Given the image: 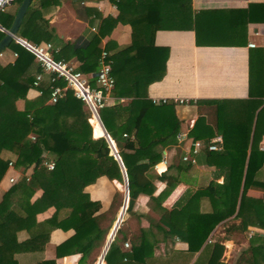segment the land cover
I'll use <instances>...</instances> for the list:
<instances>
[{"label": "trees", "instance_id": "16d2710c", "mask_svg": "<svg viewBox=\"0 0 264 264\" xmlns=\"http://www.w3.org/2000/svg\"><path fill=\"white\" fill-rule=\"evenodd\" d=\"M185 2L113 0L119 8L118 16L103 18L98 35H93L83 49L73 50V53L82 60L84 71L95 69L102 51L97 46L101 37L106 35L105 27L110 25L112 28L117 22L129 24L133 41L111 55L108 53V58L112 61L111 73L115 79L110 91L115 96L128 93L132 96V103L139 96L143 81L159 80L165 74L169 49L155 46L152 39L162 21L160 6L177 3L184 9L188 6ZM40 8L36 3L33 6L30 4L19 26L18 37L37 43L51 40L52 29L46 26L47 21ZM0 14L11 21L12 15ZM182 20L187 21L188 18L184 16L179 19ZM4 35L0 30V39ZM6 48L15 51L17 57L13 64L0 65V178L8 164L3 151L15 154L13 164L17 170L26 171L31 166L33 169L27 182L13 185L0 198V264H18L13 252L18 244L17 231L26 230L33 238L54 228L74 230L71 237L56 246V257L80 253L78 264H84L99 239L104 242L107 232V227L101 225L102 217L97 214L100 203L90 198L85 187L103 175L123 182L122 169L109 154L106 139L92 137L88 122L91 113L85 109L82 100L68 92L54 103H45L48 84L37 99H26L34 79L31 71H40L41 67H35L34 55L15 40ZM53 55L60 58V54ZM92 81L94 83V78ZM20 98L25 99L23 110L15 107V101ZM138 103L140 107L136 116H129L122 122L119 118V110H125L122 105L98 109L105 129L115 142L128 178L129 198L123 221L129 217L137 196L152 182L147 159L156 156L159 153L157 146L167 141L160 139V136L165 135L169 139L177 125L171 104L155 105L150 100H140ZM149 113L156 116L153 120L157 121L155 124L143 118ZM261 117L257 116L252 134L248 115H245V122H240L239 127L236 123H230L227 128L221 129L224 148L221 152L208 150L207 162L225 169L223 182L211 180L207 186L197 189L185 205L171 209L162 207L161 201L175 184L170 177L156 176L166 181V189L150 197L158 215L152 224L163 233V238L178 237L188 244V250L193 253L199 250L211 230L222 220H232L225 229L229 233H248L249 227L252 228L249 237L246 235L247 246L240 251L234 263L222 260L223 240L216 239L208 245L209 255L204 264H264V180H260L264 151L259 148L264 122ZM91 121L96 126L97 134L101 135L96 118L91 117ZM149 136L154 138H147ZM233 138L235 142L230 141ZM44 159H53L54 167L48 169L42 164ZM31 183L42 189L41 196L32 203L29 201L34 192ZM250 188L263 191V195H249ZM203 198L209 202V211L198 210ZM49 207L55 208L53 215L35 222L36 214ZM149 229L141 228L138 240L130 251L121 250L113 240L104 256V264L122 261L124 257L128 261L120 264H157L153 251L158 238ZM34 264L56 263L51 260ZM198 264L203 263L199 260Z\"/></svg>", "mask_w": 264, "mask_h": 264}, {"label": "crops", "instance_id": "0c3cea01", "mask_svg": "<svg viewBox=\"0 0 264 264\" xmlns=\"http://www.w3.org/2000/svg\"><path fill=\"white\" fill-rule=\"evenodd\" d=\"M21 1L12 0L3 9L0 8V12L5 15H12L10 21L7 16L0 14L1 31L4 32L11 26ZM185 1L188 6L184 9L181 4L177 3L162 4L159 9L162 21L154 31L152 39L155 46L169 49L163 77L151 82L143 81L139 90L140 94L132 103V96L128 93L115 96L110 91L104 105L109 107L120 104L125 107V110H119L120 122L129 116H136L140 100H150L155 105L164 103L173 106L177 125L171 131L169 139L168 136H160V139L167 141L157 146L159 153L156 156L147 159L150 169L148 173L152 182L137 196L132 211L126 219L127 227L121 236L113 238L121 250L130 251L131 247L136 244L135 241L138 240L137 236L141 228H151L149 230L155 232L158 238V244L153 251V258L157 264H198L199 260L204 264L209 255L208 245L216 239L223 240L221 243L224 251L221 258L226 261L227 259L223 257H228L230 254L229 249L227 250L229 246L227 243L234 244V242L231 233L225 230L228 227L227 224L232 222L228 219L219 222L211 230L199 250L193 253L188 250V244L180 238L174 236L163 238V233H160L152 224L157 220L158 215L153 209L155 204L150 197L165 190L166 181L156 176L170 177L175 184L161 201V206L166 209L181 207L187 203L188 198L195 194L197 189L207 186L211 180L218 183L223 182L225 169L207 162V144L210 138L214 135L222 137L221 149L212 150L221 152L224 148L221 129L227 128L230 123H236L239 127L240 122H245V115H248L251 120V134L258 115L262 116V122H264V0ZM35 3L41 7L43 18L47 21L46 26L52 29L53 36L50 40L54 47L52 54H60L59 59L71 63L92 81L100 67V58L95 69L84 71L82 60L73 53V50L83 49L93 35H98L102 19L116 18L119 8L113 0H56V2L55 0H32L30 4L33 6ZM184 16L188 20L179 21ZM104 32L106 35L101 37L97 47L102 51H107L109 55L133 41L132 28L129 24L117 22L112 28L107 25ZM21 39L37 43L33 40ZM250 43L254 45L249 46ZM16 57L15 51L4 48L0 52V65L13 64ZM34 64L35 67H40L35 57ZM40 71H31L32 76L35 77ZM47 84V74H44L40 88L32 85L27 91L26 99H37L42 95L39 89H44ZM180 98L187 101L179 103L177 99ZM45 103H50L48 98ZM24 106V98L15 101V107L18 110H23ZM86 108L89 110L85 104ZM91 115L88 122L91 125L92 137L94 139L104 137L102 134H97L91 117L93 119L95 117L98 123L99 120L93 113ZM155 117L154 113H149L143 118L155 124L157 122L153 121ZM161 118L164 119L163 116ZM133 136L132 133L131 137ZM194 141H200L202 144L196 156V162L182 160V156L192 148ZM230 141L235 142V139H230ZM113 143L116 148L114 141ZM263 143L264 133L259 141L260 149ZM2 154L8 163L12 162V166L9 167L7 164L6 171L0 178V198L13 185L27 182L28 180L22 179L30 177L33 169L31 166L26 171H19L13 164L15 154L11 151H3ZM109 154L112 155L111 149ZM11 176L16 177V183L9 182ZM261 178L260 180H264V163ZM118 184L120 186L121 183L116 179H109L103 175L85 187L90 198L99 201L100 208L97 214L101 217L110 209L115 197L118 196ZM31 185L34 192L29 201L32 203L41 196L42 189L35 184L31 183ZM248 194L260 197L263 191L250 188ZM199 206L200 211L210 210L207 198H203ZM54 211V207H49L37 213L34 218L35 222L49 219ZM249 229L252 231L251 227ZM73 233V229L54 228L48 233L32 238L26 230L17 231L18 244L13 248L14 258L18 264H34L51 260H55L56 264H78L80 253L59 258L55 255L56 246L71 237ZM108 234L106 232L103 243L99 239L94 245L84 264L98 263ZM125 243L129 244L128 247ZM127 261L124 257L122 261H115L112 264Z\"/></svg>", "mask_w": 264, "mask_h": 264}, {"label": "built area", "instance_id": "2783aa9c", "mask_svg": "<svg viewBox=\"0 0 264 264\" xmlns=\"http://www.w3.org/2000/svg\"><path fill=\"white\" fill-rule=\"evenodd\" d=\"M11 1L12 0H0V8L3 9L5 5ZM18 42L34 55L41 67V71L35 75L32 85L40 88V83L43 80L44 74H47V87L49 89L48 101L50 103L64 98L68 92H71L76 98L82 100L94 115L98 114V109L105 105L107 94L115 83V79L111 73L112 61L108 58L107 51L104 50L101 53L100 67L95 73L93 84L87 75L77 70L71 63L63 59L55 58L52 54L54 47L50 41L34 43L21 40ZM253 45V43L249 44V46ZM39 93L42 94L43 89H39ZM177 100L179 103L187 101L183 98ZM221 143L222 137L220 135H214L210 138L207 149L220 150ZM201 146L202 144L200 141L192 142V148L185 152L182 156V160L195 163L196 156ZM261 149L264 151V143L261 145ZM42 164L48 169L54 167L53 160L44 159ZM8 165L11 167L12 162H9ZM22 180H29V177H25ZM16 181V177H9V182L11 184L16 183ZM128 245V243H125V246L128 247Z\"/></svg>", "mask_w": 264, "mask_h": 264}, {"label": "water", "instance_id": "95a60500", "mask_svg": "<svg viewBox=\"0 0 264 264\" xmlns=\"http://www.w3.org/2000/svg\"><path fill=\"white\" fill-rule=\"evenodd\" d=\"M31 2H32V0H22L21 3L19 4V6L16 10V13H15V16L13 18L11 26L8 29L4 30L5 35L0 39V52L4 48H6L11 43V41L15 40L18 42V41L22 40L20 37H18L17 32H18L19 26L22 22V19L25 15V12H26V10L29 7ZM95 116L99 120V124H100L101 129H102V136H104L106 138V140L108 141L110 149H111V153L114 156V158L118 161V163L122 169L123 179H124L123 204H122V207L119 211L117 219H116V221H115V223H114V225H113V227H112V229H111V231L107 237V240L104 244L103 250L101 252V255L99 256L98 263H97V264H103V259H104V256L106 254V251H107L111 241L113 240V238H114V236H115V234L119 228V225L122 221L123 215L127 209V203H128V198H129V189H128L127 174H126L125 168L123 166V163L121 161V158H120V156H119V154H118V152L114 146V143H113L110 135L108 134V132L106 131V129L102 125L101 120L98 117V114H95Z\"/></svg>", "mask_w": 264, "mask_h": 264}, {"label": "rangeland", "instance_id": "374dc122", "mask_svg": "<svg viewBox=\"0 0 264 264\" xmlns=\"http://www.w3.org/2000/svg\"><path fill=\"white\" fill-rule=\"evenodd\" d=\"M120 183H121L120 186L118 184V191H119L118 196L115 197V200H114L113 204L111 205L110 209L108 211H106V213L101 218V225L103 227H107L106 229H107L108 233H109L111 227L113 226V224H114V222L118 216V213L122 207V204H123L124 184H123V182H120ZM126 222H127L126 218L124 221H121L120 226H119V228L115 234V237L121 236V234L123 233V231L127 227L125 225ZM249 232L248 233L247 232H245V233H241V232L231 233L234 244H232V242L227 243L229 245L227 247V250L229 249L230 254L228 257H223L224 259H227L226 260L227 262L234 263L236 261L240 251L247 246V245H245V242L247 241L246 235L250 234Z\"/></svg>", "mask_w": 264, "mask_h": 264}]
</instances>
